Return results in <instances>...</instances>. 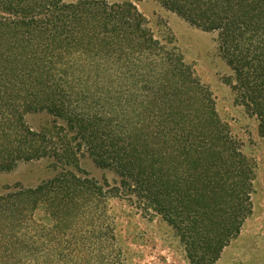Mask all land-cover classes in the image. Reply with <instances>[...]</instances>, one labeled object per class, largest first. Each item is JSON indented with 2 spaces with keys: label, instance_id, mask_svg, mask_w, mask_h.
<instances>
[{
  "label": "trees",
  "instance_id": "trees-1",
  "mask_svg": "<svg viewBox=\"0 0 264 264\" xmlns=\"http://www.w3.org/2000/svg\"><path fill=\"white\" fill-rule=\"evenodd\" d=\"M155 1L190 26L217 33L218 50L233 73L236 102L256 119L264 139V0ZM0 12L6 16H0V136L13 137L0 142L8 148L0 155V172L44 157L81 172L64 138L59 140V149L50 141L40 151L19 148L29 138H40L26 129L24 115L45 112L75 133L78 151L83 147L98 168L112 171L119 179L113 186L99 185L67 172L33 190L0 198V264L73 262L84 247L78 246L80 240L61 235L59 212L69 203L104 200L108 194L133 198L143 212L167 222L190 264H215L223 249L239 235L242 221L250 213L246 173L241 162L235 161L236 151L227 152L226 158L217 154L222 147L215 151L220 140L211 143L209 174L230 177L231 182H206L204 188L209 194L219 189L225 201L201 205L186 185L190 160L177 162L173 158L167 120L125 119L111 125L105 111L96 110L100 108L96 95L71 80L79 59L87 57L85 49H125L132 52L136 65H143L150 56V67L161 64L164 54L153 56L155 46L141 31L135 8L127 3L93 0H0ZM20 35H26L29 44L46 35L47 41L53 42L52 48L17 57L11 48ZM130 45L134 49H127ZM56 48H61L58 53ZM156 52L160 54V49ZM171 64L172 75L181 78L180 59L175 56ZM212 128L211 134L217 136L218 127L214 124ZM216 163L228 166L219 174ZM208 168L199 171L208 175ZM235 174L241 178L238 186L234 185L238 179ZM14 202L24 203L23 209L16 211ZM234 204L237 206L228 213Z\"/></svg>",
  "mask_w": 264,
  "mask_h": 264
},
{
  "label": "rangeland",
  "instance_id": "rangeland-1",
  "mask_svg": "<svg viewBox=\"0 0 264 264\" xmlns=\"http://www.w3.org/2000/svg\"><path fill=\"white\" fill-rule=\"evenodd\" d=\"M93 1L132 5L140 16L141 31L155 46L153 56L162 53L164 56L161 64L152 68L147 63L151 56L143 65H136L130 50L119 49V52L117 48L106 47L89 51L77 47L88 54L79 59L75 67L78 71L71 80L96 95L100 105L96 110L105 111L103 114L111 125L125 119L167 120L173 138L171 146H174L171 153L177 162L182 158L190 160L192 166L187 170L186 185L191 197L201 205L225 201L219 189L210 195L209 189L204 188L206 182H231L230 177L209 174L211 143L220 140L215 151L222 147V153L217 154H224L226 158L227 152L235 150V161L241 162L246 173L250 213L242 221L239 235L223 249L215 264H264V139L259 135L256 119L236 102L233 73L218 50L217 33L190 26L155 0ZM0 16L6 17L1 12ZM47 38L46 35L43 39L35 38L29 44L26 35H20L12 52L25 58V52L49 51L53 42ZM130 46L127 49H134ZM175 56L182 62L181 78L172 75L171 61ZM211 122L218 127L217 136L211 134L214 126ZM23 123L40 138H29L26 145L19 146L21 150L40 151L48 146H45L47 141L59 149V140L64 138L70 143L76 165L85 175L54 158L19 162L12 171L0 172V198L20 190H33L67 172L99 185L113 186L118 182L117 175L98 168L83 147L77 150L75 133L67 131L63 122L55 123L52 116L43 112L25 114ZM12 138L9 134L2 135L0 142ZM7 151V147L0 145V155ZM216 164L221 170L219 174L228 166ZM206 168L208 175L199 171ZM234 176L238 178L237 174ZM240 180H235L234 185L238 186ZM14 204L16 211L23 209L24 203ZM59 213L57 227L61 235L80 240L78 246L84 247L82 254L72 259L76 263L69 261L68 264H190L174 229L161 217L143 212L137 200L128 196L108 194L104 200L69 203Z\"/></svg>",
  "mask_w": 264,
  "mask_h": 264
}]
</instances>
